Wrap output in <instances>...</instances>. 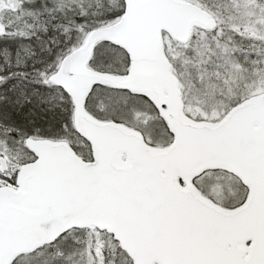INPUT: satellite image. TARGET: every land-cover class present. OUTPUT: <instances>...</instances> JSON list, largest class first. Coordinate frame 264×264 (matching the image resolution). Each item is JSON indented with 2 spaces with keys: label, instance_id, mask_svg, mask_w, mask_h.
Masks as SVG:
<instances>
[{
  "label": "snow or ice",
  "instance_id": "1",
  "mask_svg": "<svg viewBox=\"0 0 264 264\" xmlns=\"http://www.w3.org/2000/svg\"><path fill=\"white\" fill-rule=\"evenodd\" d=\"M0 264H264V0H0Z\"/></svg>",
  "mask_w": 264,
  "mask_h": 264
}]
</instances>
